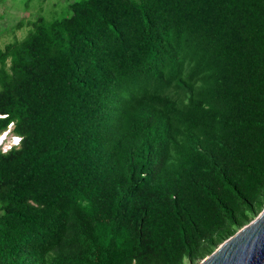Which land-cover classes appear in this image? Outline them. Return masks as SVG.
Here are the masks:
<instances>
[{
	"label": "trees",
	"instance_id": "1",
	"mask_svg": "<svg viewBox=\"0 0 264 264\" xmlns=\"http://www.w3.org/2000/svg\"><path fill=\"white\" fill-rule=\"evenodd\" d=\"M59 12L0 48V264L198 263L264 208V0Z\"/></svg>",
	"mask_w": 264,
	"mask_h": 264
},
{
	"label": "rangeland",
	"instance_id": "2",
	"mask_svg": "<svg viewBox=\"0 0 264 264\" xmlns=\"http://www.w3.org/2000/svg\"><path fill=\"white\" fill-rule=\"evenodd\" d=\"M71 0H0V48L15 39L27 34L28 21L39 13L46 16L59 14L60 10ZM59 12V13H57ZM55 16V15H54ZM52 16H48L50 18ZM22 22L20 27L18 22ZM18 143V136L3 132L0 135V148H9ZM7 148V149H8Z\"/></svg>",
	"mask_w": 264,
	"mask_h": 264
},
{
	"label": "water",
	"instance_id": "3",
	"mask_svg": "<svg viewBox=\"0 0 264 264\" xmlns=\"http://www.w3.org/2000/svg\"><path fill=\"white\" fill-rule=\"evenodd\" d=\"M196 264H264V208Z\"/></svg>",
	"mask_w": 264,
	"mask_h": 264
},
{
	"label": "built area",
	"instance_id": "4",
	"mask_svg": "<svg viewBox=\"0 0 264 264\" xmlns=\"http://www.w3.org/2000/svg\"><path fill=\"white\" fill-rule=\"evenodd\" d=\"M18 140H19V137H18ZM8 148V147H7ZM7 148H4V149H2L3 151H5Z\"/></svg>",
	"mask_w": 264,
	"mask_h": 264
}]
</instances>
